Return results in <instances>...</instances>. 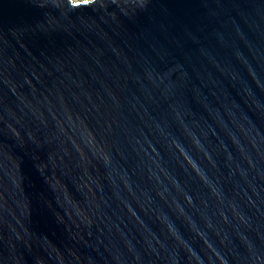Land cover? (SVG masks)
Returning <instances> with one entry per match:
<instances>
[{"label": "water", "instance_id": "water-1", "mask_svg": "<svg viewBox=\"0 0 264 264\" xmlns=\"http://www.w3.org/2000/svg\"><path fill=\"white\" fill-rule=\"evenodd\" d=\"M0 264H264V0H0Z\"/></svg>", "mask_w": 264, "mask_h": 264}]
</instances>
